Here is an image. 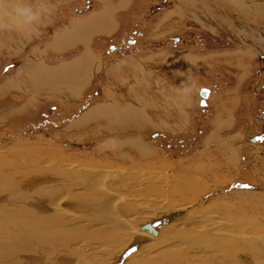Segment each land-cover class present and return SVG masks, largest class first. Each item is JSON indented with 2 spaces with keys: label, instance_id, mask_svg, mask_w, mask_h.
<instances>
[{
  "label": "rangeland",
  "instance_id": "rangeland-1",
  "mask_svg": "<svg viewBox=\"0 0 264 264\" xmlns=\"http://www.w3.org/2000/svg\"><path fill=\"white\" fill-rule=\"evenodd\" d=\"M247 4L250 13L239 16L228 0L202 5L198 0H0V150L9 154L17 147L19 157L54 155L76 164L99 156L97 147L114 140H141L154 155L141 157L129 144L123 151L161 166L154 171L164 170L165 180L173 166L193 165L216 147L210 144L216 140L218 149L233 158L230 173L219 177L231 180L215 192L201 193L199 201L205 206L235 201L226 207L238 211L236 205L245 200L241 190L257 198L255 205L264 204V140L258 139L264 137V0ZM15 7L29 12L14 19ZM210 14L246 18L245 28L228 30ZM103 23L111 25L109 31ZM81 59L85 77L77 79L71 76L77 68L71 67ZM39 76L53 78L48 85L52 97L35 85ZM203 87L211 90L206 106L201 105ZM100 108L108 114L135 111L143 125L130 122L119 132L103 116L80 123L85 112ZM49 174L26 175L20 190L52 182L41 179ZM116 181L117 192L146 202L126 187L130 180ZM4 198L9 195H0V205L7 204ZM162 198L158 195L154 205H161ZM87 209L82 213L93 218L94 208ZM70 248L50 258L44 251L25 258L29 264H114L121 250L108 251L95 238H81ZM142 255L135 260L142 263L147 254ZM152 258V264H163Z\"/></svg>",
  "mask_w": 264,
  "mask_h": 264
},
{
  "label": "bare ground",
  "instance_id": "bare-ground-1",
  "mask_svg": "<svg viewBox=\"0 0 264 264\" xmlns=\"http://www.w3.org/2000/svg\"><path fill=\"white\" fill-rule=\"evenodd\" d=\"M228 1L235 6L232 11L239 12V16L250 13L248 0ZM204 2L205 0H198L201 5ZM120 6L121 4L118 7ZM211 6L212 3L209 7ZM203 8L206 9L205 4ZM214 16L221 22L224 21L228 30L235 28L241 31L245 28L246 18L233 21L223 14H210V18ZM85 20H82L83 24ZM105 24L103 23V28L109 31L111 25ZM82 59L74 61L71 67L78 69L71 75L77 79L85 77L84 65H79L86 63ZM93 60L95 58L87 60V63H93ZM37 79V88L52 97L48 93V85L53 78L45 80L43 76H39ZM210 92L209 89V94ZM209 94L206 98L201 95L205 101L203 104L201 100L202 106L207 105ZM103 110L104 108L88 110L81 116L80 123L86 124L90 119L97 120L103 116L104 119L107 118L109 127L119 132L124 128L129 129L130 122L136 127L141 123L143 125L142 117L135 111L125 113L121 110L108 114ZM223 113L217 115L222 117ZM212 120L213 123L216 121L214 117ZM214 128L212 138L217 132V127ZM112 142L113 145L97 147L99 156L83 162L78 161L76 164L62 159L56 160L54 155H49L46 159L40 158L38 153L39 160H35L29 153L19 157V153L15 152L17 147L9 150V154L0 150V195H9V198H4L7 204L0 205V264H29L25 257L40 251H44L50 258L59 251L70 250V243H76L81 238H95L98 242L105 243L108 251L121 247L114 264H122L125 258H128L126 264H152L154 261L150 259L151 256L154 259H163V264H264V204L255 205L257 198L249 196L251 192L241 190L238 193L245 194L246 201L236 205L235 209L238 211L226 207L235 201H227L223 205L210 203L206 206L205 202L199 201L201 193L215 192L219 190V186L231 180V176L224 180L219 177L221 172L227 175L230 173L233 158L231 154L225 151L222 153L218 149V141H210L216 147L201 153V159L193 165L173 166L165 175V180L164 170L154 171L162 170L161 166L141 160L142 155L152 152L141 140ZM128 144L134 147L133 150L141 156L140 159L123 151V147L127 148ZM24 152L20 151V154ZM26 154L29 156L26 157ZM14 155L16 159L12 158ZM131 162L132 165L129 166ZM47 173L51 174V178L49 174L50 179L46 176L41 179L52 182L32 190H20L26 175ZM116 180H130L126 187L135 191L137 196H142L146 202L129 200L124 193L117 192L116 186L119 182ZM158 195L163 197V203L159 206L154 205ZM117 196L120 198L117 199ZM87 207L94 208L93 218L87 215L88 218L85 219L82 210ZM242 210H249L250 213L239 212ZM155 221L161 224L153 231L149 224ZM93 224L98 227L90 231ZM141 252L147 254L142 263L135 260L136 256L142 255Z\"/></svg>",
  "mask_w": 264,
  "mask_h": 264
},
{
  "label": "water",
  "instance_id": "water-1",
  "mask_svg": "<svg viewBox=\"0 0 264 264\" xmlns=\"http://www.w3.org/2000/svg\"><path fill=\"white\" fill-rule=\"evenodd\" d=\"M200 93H201V95H202L204 98H206V97L208 96V94H209V89L203 87V88H201ZM202 103L205 104V101L202 100ZM160 224H161V222L158 223V222L155 221V222L149 224V226H150V229H151V230L155 231V230L158 228V226H159ZM132 249H133V248H132Z\"/></svg>",
  "mask_w": 264,
  "mask_h": 264
},
{
  "label": "clouds",
  "instance_id": "clouds-1",
  "mask_svg": "<svg viewBox=\"0 0 264 264\" xmlns=\"http://www.w3.org/2000/svg\"><path fill=\"white\" fill-rule=\"evenodd\" d=\"M13 11L15 13V17H14L15 19V18L26 15L29 12V9L23 8V7H15Z\"/></svg>",
  "mask_w": 264,
  "mask_h": 264
},
{
  "label": "snow or ice",
  "instance_id": "snow-or-ice-1",
  "mask_svg": "<svg viewBox=\"0 0 264 264\" xmlns=\"http://www.w3.org/2000/svg\"><path fill=\"white\" fill-rule=\"evenodd\" d=\"M260 140H264V137H258ZM241 187H245L244 185H241Z\"/></svg>",
  "mask_w": 264,
  "mask_h": 264
},
{
  "label": "built area",
  "instance_id": "built-area-1",
  "mask_svg": "<svg viewBox=\"0 0 264 264\" xmlns=\"http://www.w3.org/2000/svg\"><path fill=\"white\" fill-rule=\"evenodd\" d=\"M130 37H133V34L132 35H130ZM132 40V39H131ZM133 41V40H132Z\"/></svg>",
  "mask_w": 264,
  "mask_h": 264
}]
</instances>
